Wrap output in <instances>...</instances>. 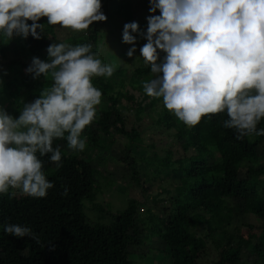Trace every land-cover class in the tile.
I'll return each instance as SVG.
<instances>
[{"label": "trees", "instance_id": "trees-1", "mask_svg": "<svg viewBox=\"0 0 264 264\" xmlns=\"http://www.w3.org/2000/svg\"><path fill=\"white\" fill-rule=\"evenodd\" d=\"M57 2L0 0V124L11 123L13 132L7 141L0 137V264H130L128 247L152 237L159 240L154 250H162L170 264H254L245 251L247 241L254 253H264V233L263 240L247 234L245 241L228 224L249 214L262 222L264 231V188L257 187L264 180V164H256L264 140V44L258 43L264 38V21L238 26L230 40L214 45L225 50L204 62L211 18L195 28H179L167 40L159 26L133 21L132 2L120 0L122 20L115 28L125 21V44L114 40L113 53L101 58L95 53L98 43H106L100 31L101 14L108 10L105 1L82 10L88 34L68 42L57 41L52 26L45 25L56 10L64 9L56 8ZM174 42L181 44L185 57L164 61ZM85 44H91L88 54L103 70L96 71L91 62L88 67ZM135 45L140 55L128 56ZM259 45L256 54L251 48ZM66 55L73 64L59 67ZM199 64L198 91L164 98L165 118L161 110L155 118L173 128L182 153L168 148L163 155H144L138 162L151 175L138 171L127 146L139 140V130L133 124L125 127L117 105L126 100L134 120L140 121L142 112L155 108L156 99L151 87L143 90L126 80L151 74L157 85L172 92L196 79ZM56 67L49 80L43 79ZM107 70L119 89L104 78ZM55 88L63 98L75 91L83 103L96 94L105 105L97 103L89 116L65 113V105L46 97ZM115 133L126 139L121 157L139 195L130 196L120 211L104 210L108 224L90 225L84 209L103 210L104 205L95 204L99 185L86 153L111 146ZM97 137L106 139L101 144ZM82 143L87 150L79 147ZM241 167L253 182L238 176ZM166 171L178 175L164 186ZM83 200L88 201L85 207Z\"/></svg>", "mask_w": 264, "mask_h": 264}, {"label": "rangeland", "instance_id": "rangeland-1", "mask_svg": "<svg viewBox=\"0 0 264 264\" xmlns=\"http://www.w3.org/2000/svg\"><path fill=\"white\" fill-rule=\"evenodd\" d=\"M105 1L106 6L108 7L107 11H103L101 14V23L100 31L105 37H102L101 40L105 41V45L98 43L97 52L95 56L102 58L105 52H111V47L114 46V40L120 41L121 44H125V34L124 26L125 21L122 25L117 26L122 18L119 16L121 13L117 11L118 2L120 0H58L55 7H64L55 11L54 17L52 20L47 22L45 25L52 26L51 32L53 37L60 42H68L72 37L81 35L84 38L88 33L84 27L81 19V12L84 8L90 7L92 4L97 2ZM128 3L132 2L130 11L133 16L131 17L133 21L141 22L145 25H154L159 26L163 32V35L167 40H171L174 32L179 28H195L198 27L202 21L206 18H211L212 22L208 28V38L206 41L207 49L203 56V61L207 60V57H218L225 49V46L215 47L214 45L232 38L233 32L236 31V28H242V24L252 23V25L257 26V21L260 19L264 21V0H124ZM1 6V4H0ZM248 6H251V16H249L244 10ZM256 7V8H253ZM119 13V14H117ZM235 13H237V18H235ZM122 16V15H121ZM246 19V21H245ZM238 28V29H239ZM123 32V33H122ZM118 44L115 49L119 50ZM259 44H264V38H261L258 41ZM85 52V61L89 67L90 62L92 63V68L96 71L103 70L99 65V61L95 58L91 60V56L88 54L90 52L89 44L86 47L84 45ZM53 50L58 48V44L55 43L52 46ZM209 48V49H208ZM256 54H260L261 48L260 45L255 48H251ZM128 56L136 57L140 55L139 46L135 45L133 50L127 53ZM64 58L63 64L59 67L70 68L73 62L69 61V56L66 55ZM185 57L183 48L179 42H174L170 48L169 52L166 55H163L162 58L164 61H169L170 63L181 61ZM97 61V62H96ZM94 62V64H93ZM195 71L196 79L185 81L173 87V90L165 89L162 85H157L158 78L157 76L153 77L149 74L146 78L138 79L134 78L133 80L127 79V84L131 82L139 84L143 87V90H146L145 86L151 87V97L156 99L153 109L145 110L141 113L140 121L134 120V115L130 109L127 108L126 100H121L120 104L117 105L118 109L122 112L125 118V127L128 128L131 124L138 127L139 130V140L135 141L133 144L127 146L129 159L136 166L138 171H146L147 175H151L150 170L146 169L142 163L138 162L140 157L148 156L152 153L157 155H163L166 149L176 150L178 153H182V149L175 144L173 137V128L167 127L164 123H156L155 118L157 112L162 111L161 118H165V112L163 111L164 107L162 106V101L164 98H171L176 95L195 93L198 91V85L200 81V74L202 64ZM56 69L47 71L42 77L43 79L49 80L51 74L55 72ZM131 70L128 71V73ZM198 72V73H197ZM104 78L107 81L112 82V86L119 89V86L116 84V78H113L112 70H107L104 74ZM149 78V79H148ZM71 84L65 83L64 87H69ZM60 88H55L48 92V96L43 94L46 97H49L51 103L55 104L57 102L65 105L67 111L73 114L82 113L85 116L93 114L95 111L96 104L97 106L105 105L98 101V96L92 94L88 97L89 100L82 102V98L77 96L75 91H71V94H67L64 98L60 95ZM133 94L137 96L139 91H133ZM51 95V98H50ZM54 99V100H53ZM72 100V104L69 103V100ZM147 112V113H146ZM62 114V112H61ZM2 118V117H0ZM175 122L180 124L181 118L180 115L175 113ZM13 134L12 124L11 123H2L0 124V137L2 140L7 141L9 137ZM21 138V136H20ZM98 138V142L101 144L106 139ZM126 139L121 134H113V143L105 145V148L99 146L94 151H89L86 153V156L91 158V163L96 169L95 178L96 183L99 185V192L96 194L95 201L96 205H104V209L100 210L95 207L93 209H87L84 214L86 221L91 225L95 223L108 224L110 222V217L105 211L117 212L122 210L126 203L127 199L130 196L138 197V186H136L132 179L127 176L126 166L121 157V149L124 145ZM82 145V146H81ZM79 147L81 149L87 150L88 148L84 143ZM127 145V144H126ZM31 143L28 145L30 149ZM259 158L257 165L264 164V140L259 146ZM255 164V165H256ZM166 174H169V177L164 179L161 183L164 186L168 185L170 179H174L176 182L177 173L166 171ZM238 176L241 178H247L249 182L255 180L254 177L249 176L246 173L245 167H241L238 171ZM259 188H264V180H261L257 185ZM154 189L155 186H153ZM83 205L88 201L83 200ZM105 210V211H104ZM248 211L245 210V213ZM252 222L254 224L253 228H248V223ZM254 218V216L249 214H244L239 216V219H232L229 221L228 228L232 230H238L241 236H244L243 240L247 241V234L254 235L255 238H260L263 240L262 234L264 231L260 228L262 222ZM196 230V235L202 236L203 232H198ZM253 239V240H254ZM159 240L156 237H152L150 242L148 239H145L144 242H141L136 246H129L128 252L131 257L130 264H170V262L165 259V254L162 250H154L157 247ZM264 245V242H261ZM251 241H247V247L245 251L250 254V261L254 264H264V253H254L252 251ZM154 250H152V249ZM213 248V247H212ZM211 248V249H212ZM209 257V256H208ZM249 264V263H247Z\"/></svg>", "mask_w": 264, "mask_h": 264}]
</instances>
